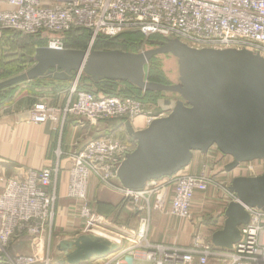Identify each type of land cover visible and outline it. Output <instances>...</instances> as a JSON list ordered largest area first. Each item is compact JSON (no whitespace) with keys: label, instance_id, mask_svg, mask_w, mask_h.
Returning a JSON list of instances; mask_svg holds the SVG:
<instances>
[{"label":"built area","instance_id":"built-area-1","mask_svg":"<svg viewBox=\"0 0 264 264\" xmlns=\"http://www.w3.org/2000/svg\"><path fill=\"white\" fill-rule=\"evenodd\" d=\"M6 5L7 8L0 9V40L6 31L48 37L88 29L92 38L87 51H91L100 35L116 37L125 32H140L147 38L158 35L177 39L193 49H246L264 57V0H55L50 4H44L43 0H6ZM46 47L64 49V44L60 37H55ZM82 75H74L71 94L75 99H70L61 110L64 117H75L92 125L111 120L132 123L138 117H145L149 125L156 118L166 117L173 108L153 115L146 111L148 104L140 100L80 91ZM57 111L46 103H38L31 109L30 118L36 124L55 121ZM110 132L88 141L82 150L70 155L68 196L71 199L84 203L93 177L118 181V169L136 145L121 133ZM217 153L221 170L226 173L224 166L232 159L218 150ZM244 164H249L246 167L249 176L251 172L260 175L264 171V160ZM58 172V166L47 167L5 179L0 193V264H53L55 260L58 263L50 246L44 252V244L50 242L55 231ZM167 179L173 188L169 213L179 219L190 218L196 193L208 190L212 176L207 171L200 175L180 172ZM153 183L139 191L119 187L125 201L141 211L144 208L140 201L154 194L149 186ZM228 186L225 193L229 203L238 201ZM246 211L250 221L240 227L241 240L231 250L218 249L210 242L202 244L198 238L188 247H148L146 261L149 264H211V260L215 264H264V210L247 207ZM81 216L88 218L89 223L96 219L102 224V216L85 205ZM140 234L141 231L138 237L142 239ZM22 242L31 246V252L12 254V247Z\"/></svg>","mask_w":264,"mask_h":264},{"label":"water","instance_id":"water-1","mask_svg":"<svg viewBox=\"0 0 264 264\" xmlns=\"http://www.w3.org/2000/svg\"><path fill=\"white\" fill-rule=\"evenodd\" d=\"M177 59L178 81H150L147 67L153 58ZM83 73L93 82L126 81L143 92L173 94L174 106L166 117L154 119L136 131L125 122L135 149L121 163L117 178L127 190H143L150 182L170 178L190 166L194 154L216 148L232 159L226 173L241 164L264 160V57L242 49H193L177 39H165L157 47L139 52L80 50L39 47L34 65L0 82V90L34 80L72 81ZM238 201L228 203L221 229L211 244L231 250L241 240L240 227L247 225L246 208L264 210V171L236 176L228 186ZM119 249L112 240L83 234L56 246L58 264H86Z\"/></svg>","mask_w":264,"mask_h":264},{"label":"crops","instance_id":"crops-1","mask_svg":"<svg viewBox=\"0 0 264 264\" xmlns=\"http://www.w3.org/2000/svg\"><path fill=\"white\" fill-rule=\"evenodd\" d=\"M54 1L43 0V3L50 4ZM4 8H7L6 0H0V9ZM72 86L73 80L65 82L55 80L25 82L16 89L11 100L0 105V193L4 187V180L8 177H22L30 170L41 171L47 167L58 166L56 192L59 205L57 207L55 232H66L68 235L64 239L63 237L59 238L56 245L63 240H72L83 233L77 231V227L80 226L78 207L67 196L70 169L72 167L70 155L82 150L88 141L100 138L110 131L121 133L131 144H135V141L127 132L125 123L120 120L92 125L75 117H64L61 110L70 99H75V96L71 94ZM98 95L101 94L98 93ZM38 103H46L57 108L59 110L57 111V120H50L42 124L32 122L30 111ZM132 125L136 131L145 129L148 126L147 119L138 117L133 120ZM203 156L207 158L209 154L196 152L192 163L182 171V174L200 175L202 173L200 172V165ZM236 176L249 175L246 171L245 173L233 175V178ZM163 180L166 181V179ZM163 180L156 181L160 183L163 189L160 191L155 190V195L142 201L141 206L144 209L141 211H136L131 203L123 201V194L120 190L115 192L105 187L98 188L94 178L89 183L87 194L91 199L96 197L103 204L118 205L121 201L119 212L121 211L122 227L134 228L136 232L142 231L143 227H147L150 242L169 247H185L189 244L194 226L169 213L173 188L172 186L167 188L166 183H161ZM149 186L151 185L149 184ZM201 194L200 192L196 193L191 207L193 214L203 213L205 208L209 206L206 202L194 204L197 198H202ZM161 196H163V199L159 202ZM203 199H206V197L203 196ZM223 200L216 205V227L213 224L202 226L201 230H204V234L207 233L208 227L211 235L223 227L224 212L229 203L227 197ZM161 202L162 205H160ZM146 217L149 218V222L144 220ZM211 226H214V228H211ZM44 245V252H46L48 248L47 241ZM31 250L28 243L22 242L13 246L11 253H29ZM211 264L215 263L212 262Z\"/></svg>","mask_w":264,"mask_h":264},{"label":"rangeland","instance_id":"rangeland-1","mask_svg":"<svg viewBox=\"0 0 264 264\" xmlns=\"http://www.w3.org/2000/svg\"><path fill=\"white\" fill-rule=\"evenodd\" d=\"M125 33H129V32H125ZM60 36H61V34H59V35L58 34H49L48 37L44 40L45 46H42V47L48 46V42L50 39L55 38V37H60ZM100 37H105V36L100 35L99 37H97V39ZM108 38H114V37H108ZM97 39H96V41H97ZM90 44H91V42H89L87 49L89 48ZM94 45H95V43L93 44L92 50H94ZM64 48H65V46H64ZM150 48H152V47L148 45V42L146 41V39H144L140 43V51L147 50ZM127 50L132 52L131 51L132 48L129 46H127ZM157 65H158V69L163 72L165 80L169 84L177 83L179 74H178V63H177L176 58H174L171 55H161L157 58ZM149 70H150V67L148 66L147 67V75H148ZM19 74H21V73H19ZM19 74H16V75L11 74L12 76L9 78L17 76ZM9 78H7V79H9ZM1 81H4V79L0 80V82ZM21 84L23 85V83H21ZM21 84H18L19 86L17 85V87H20ZM91 88H92L91 92H94L96 94L99 93V94L103 95L100 92H104V91H102V89L100 87H91ZM14 93L15 92L12 93V96L14 95ZM116 93L121 94V97H123V96L130 97L127 94H132L133 92H128L127 89L123 85H121V86L117 85ZM101 95H99V96H101ZM163 95L164 96L159 98L157 101L146 103V104H148V106L146 107V111L151 112L153 115L154 114L160 115L162 113H165V111L168 110L170 107L172 108L174 106L173 100H174L175 96L173 94H170V93H164ZM131 96H133V95H131ZM166 115L167 114H164V116H166ZM112 121H115V120H111L110 122H112ZM120 121L123 122L122 120H120ZM110 133H112V132H110ZM208 154H209V156H207V158L205 156H203V158H202L201 165H200V172L207 171L209 173V175L212 176V182L210 183L208 190L201 194L202 198H197L195 200L194 204H200L201 202H206V204H208L209 206H208V208H205V210H204L205 212L193 214V212L191 211V214H192L191 217L188 219H183V220H185V222H189L194 226V230L191 234L189 244L186 245L185 247L193 245L194 242H196L198 240V238H199L200 243H202V244L203 243L204 244L209 243V242L211 243L212 235H211V232L209 231V227H208L207 233H205V234L203 233L204 230H201V227L205 226L206 224H208V225L213 224L216 227V222H217V219H216L217 215L215 213L217 211L216 205L221 203V201H224L223 199L227 197V196H225L226 195V193H225L226 187L228 186V184L231 183L233 175H236V174L238 175V173H245L246 169H247L246 167L249 165V164H243L240 167H238L236 170H234L233 172L225 174L222 172L221 167H220L221 165H219V163H218V157L219 156L217 153V149L212 148L206 155H208ZM197 155H200V154H197ZM10 178H13V177H8L7 179H10ZM94 179H95L96 184L98 185V188L105 187V188H108L111 191H115V192L120 190L118 181H104L100 178H94ZM167 182H168V179H166V181L163 180L161 183H166L165 186L167 188H169V187L171 188V186ZM150 185H151L150 189L154 190L153 195H155V192H156L155 190L160 191L161 189H163V187L160 186V183H157V182L150 184ZM4 186H5V183H4ZM163 196L165 197V195H163ZM163 196H161L162 199H163ZM203 196H205L206 199H203ZM68 198L71 201H73V203L75 205H77L76 207H78V210H79V213H78L79 216L78 217H80V226L77 227L78 232H83V233H81L82 235L83 234L101 235V236H104V237L116 242L119 245V249L117 251H115L114 253L110 254L111 256L113 254H118L115 257H113V259L99 263V262H97V260H99L100 258L97 257V258L91 259L86 264H149V262L146 261V249L145 248L148 249V247H153V246H157V245L169 247V246H165L163 244H154V243L150 242L149 237H148V230L149 229L147 227H143V229H142L143 231H141L142 234H140V235H142V237H143L142 239L138 237L140 231L136 232V230L134 228L122 227V225H121V211L119 212V210H121V201L119 202L118 205H114V204H105L107 206L102 205L103 208L105 210H107V212H108V213H103V212H100V209H99V208H102L101 204H103V203H101L100 200H97L96 197L91 199L90 196L87 194V197H86V200L84 203H82L81 200L78 201L77 199H71L69 196H68ZM123 201H125L124 198H123ZM142 201H144V200L140 201V206L142 204ZM58 202H59V199H58ZM58 202H57V207L59 205ZM83 205H85L87 208H89L93 213L101 215L102 218L100 219V222L102 224H99L98 220L94 221L92 224H89V219L84 217V216L83 217L81 216V209H82ZM144 220L149 222L148 217L144 218ZM214 226L213 227L211 226V228H214ZM72 233H69V234H72ZM74 233H75V231H74ZM66 235H68V233H66V232L56 233L55 231H53L52 235H51L52 237H51L50 242H49V240L47 242L48 247L49 246L51 247V252L53 253V255L55 253V258L57 257V255H56V246H57L56 243L59 241V238L63 237V239H64ZM122 250H123V253L122 254L119 253ZM110 255H107L106 257L108 258V257H110ZM106 257H102V258H106ZM56 261L57 260L53 261V264H57ZM211 263H212V260H211Z\"/></svg>","mask_w":264,"mask_h":264},{"label":"trees","instance_id":"trees-1","mask_svg":"<svg viewBox=\"0 0 264 264\" xmlns=\"http://www.w3.org/2000/svg\"><path fill=\"white\" fill-rule=\"evenodd\" d=\"M91 37L92 32L88 29H74L63 33L60 36L64 43L65 49L80 50L87 49ZM46 38L47 37H42L41 35H30L19 32L6 31L4 33L3 38L0 40V80H5L11 77L13 74L16 75L22 73L32 67L34 65V56L36 53V49L41 46H45L44 40ZM144 39H146L148 45L151 47H157L165 42V38L158 35H152L147 38L140 32H129L122 33L121 35L114 38H98L95 42L94 50L118 49L122 51H128L127 46H129L132 48V52H139L140 43ZM158 57L153 58L152 62L149 64L150 70L147 75L148 79L150 81L169 84L165 80L163 72L158 69ZM117 85H123L128 92L133 93L127 94L130 97H121V94L116 93ZM90 86L100 87L102 91H104L100 92L103 94L102 97H121L122 99L133 98L145 103L157 101L159 98L164 96L163 92H143L142 90L138 89L137 87L133 86L132 84L126 81L107 80L95 83L89 77L83 74L78 89L80 91H85L98 95L94 92H91L92 88ZM17 88V85H15L0 90V105L11 100L12 93L15 92ZM102 205L107 206L105 204H101L102 208H99L100 212L108 213Z\"/></svg>","mask_w":264,"mask_h":264},{"label":"bare ground","instance_id":"bare-ground-1","mask_svg":"<svg viewBox=\"0 0 264 264\" xmlns=\"http://www.w3.org/2000/svg\"><path fill=\"white\" fill-rule=\"evenodd\" d=\"M221 167V166H220ZM94 221H96V219H94V220H92V221H90V223L89 224H92ZM143 231V230H142ZM114 242V241H113ZM119 253H123V250L121 251V252H119ZM116 255H118V254H113L112 256L110 255V257H106V256H104V257H106V258H102V257H99L98 259L99 260H97V262H99V263H101V262H105V261H107V260H110V259H113V257H115Z\"/></svg>","mask_w":264,"mask_h":264}]
</instances>
